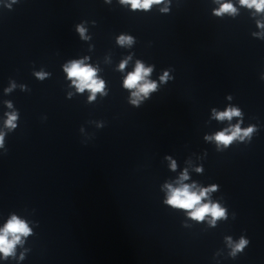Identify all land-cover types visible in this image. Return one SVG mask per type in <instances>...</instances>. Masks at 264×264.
Listing matches in <instances>:
<instances>
[{"label":"clouds","instance_id":"obj_1","mask_svg":"<svg viewBox=\"0 0 264 264\" xmlns=\"http://www.w3.org/2000/svg\"><path fill=\"white\" fill-rule=\"evenodd\" d=\"M12 2L15 3V0H12ZM237 2L248 9H255L256 13L264 12V0H237ZM120 3L130 4L132 10L141 9L147 11L151 9L154 4L159 5L164 3V0H120ZM216 3L219 4V7L213 10V15L222 17L227 13L234 17L237 14V8L234 7L231 0H225L223 3H221L220 0H216ZM160 10L161 12H168L169 8L164 7ZM257 26L264 29V23L260 21H257ZM77 31L82 38H85L84 33L86 29L83 25H77ZM253 35L264 36V33H253ZM133 42L134 38L129 35L122 34L117 39V43L120 45H131ZM126 63L127 61L122 62L120 68L123 69ZM64 71L67 73L69 79L75 78L73 79V83L76 85L78 91L83 92L87 89L93 94L91 99H94L95 94L104 89V82L96 78V70L90 65H85L83 61H71L64 66ZM152 71V67H145L141 61H137L133 72L129 73L126 77L124 87L127 89H135V91L131 93V95L135 97V99L131 100L133 105L138 106L142 98L148 97L151 92L157 90V83L147 79ZM35 75L43 80L47 74L38 72L35 73ZM168 79H171V77L168 72L165 71L160 77V82H166ZM15 87V82H11L10 86L5 88L4 91L5 93H10ZM21 89H24L23 85H21ZM5 103L9 109L13 107L12 102L6 101ZM213 114L218 120L230 121L234 116L242 117L241 110L236 107H230L223 112H216L215 109H213ZM6 117L4 128L7 129V132H11L18 126L17 121L19 113L17 111L8 112L6 113ZM242 122L241 120L236 125L231 126L230 133L228 129H225L212 137H205V139L214 140L218 147L222 144L225 148L236 139L243 141L247 137L250 141L252 135L257 132V126L249 125L246 129H241L240 123ZM6 134L5 131H0V149H4L3 154H7L8 152V149L5 147ZM168 159L171 158L168 157ZM171 168L173 170L176 169L175 161H172ZM196 171L200 172L202 169L197 168ZM186 179H188L187 170L181 174L180 181ZM180 181L177 183L179 184ZM164 187L168 191L167 199L164 201L165 204L173 208L185 210L188 216L193 220L203 221L206 216L210 215L212 217L210 225L214 227L217 219L226 217V210L222 208L220 204L214 202L201 203V201L207 197L208 192L215 191L218 185H212L209 188H203L199 191L193 190L195 185L189 186L188 184H182L177 187L166 184ZM32 234V228L29 227V224L25 220H22L15 214L10 215L3 227H0V259L7 260L9 257L15 258L17 245H23L25 242L23 238H27ZM226 241L231 249L229 256L233 259H235L238 254H242L245 248L250 244L249 238H246L244 235H241L237 241H233L231 237H226ZM19 259H25L24 252L20 253Z\"/></svg>","mask_w":264,"mask_h":264}]
</instances>
